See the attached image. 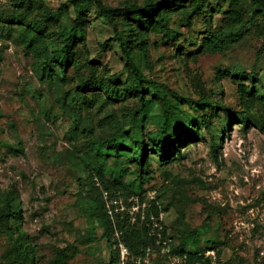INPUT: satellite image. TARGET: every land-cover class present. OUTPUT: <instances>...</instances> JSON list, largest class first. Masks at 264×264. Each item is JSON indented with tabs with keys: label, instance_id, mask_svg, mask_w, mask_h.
I'll list each match as a JSON object with an SVG mask.
<instances>
[{
	"label": "rangeland",
	"instance_id": "rangeland-1",
	"mask_svg": "<svg viewBox=\"0 0 264 264\" xmlns=\"http://www.w3.org/2000/svg\"><path fill=\"white\" fill-rule=\"evenodd\" d=\"M125 1L142 5L145 0H101L110 7ZM200 1L199 11L191 17L196 2L188 4L186 11L173 12L165 33L150 35L145 73L168 90L173 104L178 103L176 95L195 102L207 98L218 106L201 112L195 104H178L182 118L201 117L213 135L222 133L217 160L209 134L201 131L172 161H160L148 151L144 166H139L132 147L136 140L148 142L147 131L163 123L158 100L112 101L102 91L89 92L82 126L100 137L107 134L98 127L100 118L111 113L122 121L126 134L120 150L99 147L94 153L107 169L106 177L112 173L131 184L132 211L147 210L154 201L161 208L159 219L178 231L176 242L181 232H189L188 250L197 248L214 260L218 248L226 264H264V130L253 123L244 128L238 119L241 92L251 85L238 78L242 72L256 76L264 95V22L257 18L248 23L241 40L221 54L194 56L205 33L214 30L227 9L225 1ZM242 9L247 20L251 8L244 4ZM88 11L87 24L77 31L76 63L67 70L65 81L42 83L36 73L42 45L27 50L24 30L40 23L42 27L34 31L49 50L59 52L62 37L71 28L72 7L66 0H0V195L12 193L22 215L17 223L0 225V264H6L3 255L19 235L26 236L35 264H53L58 254L67 264L109 260L110 247L91 214L85 138L74 131L58 103L60 94L79 79L91 73L104 78L107 72L123 69L115 44L100 50L111 36L110 28L95 8ZM46 14L52 19L44 23ZM224 71L229 75L218 79ZM258 109L252 105L247 114L256 116ZM193 230L195 235L190 233ZM120 248L121 260L126 259V248L122 244ZM180 262L168 248L145 259V264Z\"/></svg>",
	"mask_w": 264,
	"mask_h": 264
},
{
	"label": "trees",
	"instance_id": "trees-1",
	"mask_svg": "<svg viewBox=\"0 0 264 264\" xmlns=\"http://www.w3.org/2000/svg\"><path fill=\"white\" fill-rule=\"evenodd\" d=\"M221 1L227 3V9L218 17L214 30L205 33L195 48L194 56L221 54L241 40L247 32L248 23L256 21L257 18L264 22V0ZM193 2L197 4L190 9L188 18L199 11L197 7L201 5L200 0H145L142 5L125 1L116 7L106 6L101 0H66L72 7L74 17L71 20V28L62 37L59 52L49 50L42 35L34 31L37 27H42L40 23L36 26L29 25L24 30L27 50H35L37 44L42 45V48H39L36 69L38 79L42 83L65 81L67 70L76 63L75 49L80 41L77 33L88 22L89 8H95L98 16L111 30V36L100 44V50L106 51L115 44L116 55L123 69L112 74L107 72L104 78H98L91 73L79 79L72 89L63 92L58 98L62 113L71 120L74 131H78L85 138L86 149L90 154L86 165L91 180V214L103 231L101 237L110 247L109 260L104 264H145L147 256L159 253L163 248H168L171 256L180 258L182 262L177 264H226L222 260V250L218 248L214 260L204 252H199L197 248L188 250L186 236L189 232H181L176 242L178 231H173L159 219L161 208L154 201L149 204L147 210L139 207L137 212L132 211L134 193L131 184L112 173L110 177H106L107 169L94 151L99 147L120 150L119 144L126 131L117 116L109 113L99 119L98 127L107 133L100 137L94 136L92 128L82 126V110L86 106V94L89 92L102 91L106 98L112 101L136 98L144 103L148 98L158 100L163 106V123L160 127L147 131L148 142L136 140L132 147L134 160L139 166H144L148 151L160 161H172L181 154L183 147L198 139L201 131L209 134L210 148L217 160V142L222 140V133L213 135L201 117L182 118L178 104H195L201 112L208 106L214 110L218 109V106H212L207 98L195 102L176 95L173 97L178 103L173 104L168 98V90L151 80L145 73L149 61L147 53L151 45L150 35L165 33L171 14L178 10L186 11L187 5ZM244 4L251 8L247 20L244 19L242 9ZM51 19V15L46 14L43 21L47 23ZM222 74L229 75L225 71L220 72L218 79ZM238 78L251 83L247 90L241 92L242 111L239 113L242 116L238 118L239 123L244 128L253 123L257 129L264 130V95L257 87L256 76L242 72ZM252 105L259 107L256 116L247 114ZM14 199L10 192L4 196L0 195V225L10 220L17 223L22 219L20 208L13 204ZM122 208L124 209L121 210ZM190 233L195 235L196 230ZM25 240L24 235L16 237L11 248L3 255L6 264H35L33 249ZM197 241L195 236V247ZM121 244L127 250L126 259L123 260ZM58 256L53 264H67L64 256Z\"/></svg>",
	"mask_w": 264,
	"mask_h": 264
},
{
	"label": "built area",
	"instance_id": "built-area-1",
	"mask_svg": "<svg viewBox=\"0 0 264 264\" xmlns=\"http://www.w3.org/2000/svg\"><path fill=\"white\" fill-rule=\"evenodd\" d=\"M125 253H127V252H126V249H125Z\"/></svg>",
	"mask_w": 264,
	"mask_h": 264
}]
</instances>
